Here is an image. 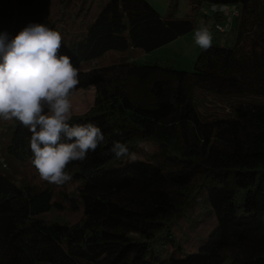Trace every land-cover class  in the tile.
I'll return each instance as SVG.
<instances>
[{"label": "trees", "instance_id": "16d2710c", "mask_svg": "<svg viewBox=\"0 0 264 264\" xmlns=\"http://www.w3.org/2000/svg\"><path fill=\"white\" fill-rule=\"evenodd\" d=\"M187 2L178 18L177 0L164 16L145 0H0L9 40L30 23L61 34L58 56L94 88L71 123L105 136L57 186L33 166L28 128L0 118V264H264V121L203 115L196 99L264 106V0ZM209 5L234 7L235 23L219 33L224 17L200 13ZM198 15L218 36L192 72L129 61L191 33ZM113 141L135 159H115Z\"/></svg>", "mask_w": 264, "mask_h": 264}, {"label": "clouds", "instance_id": "9594fccd", "mask_svg": "<svg viewBox=\"0 0 264 264\" xmlns=\"http://www.w3.org/2000/svg\"><path fill=\"white\" fill-rule=\"evenodd\" d=\"M194 39L202 50L212 47L205 26L194 29ZM61 40L58 31L38 23L28 24L11 40L0 33V118L28 128L32 164L43 180L57 186L72 179L65 171L71 162H83L105 141L96 124L71 123L70 94L80 81L70 57L58 56ZM109 151L117 160L135 159L120 141H113Z\"/></svg>", "mask_w": 264, "mask_h": 264}, {"label": "rangeland", "instance_id": "374dc122", "mask_svg": "<svg viewBox=\"0 0 264 264\" xmlns=\"http://www.w3.org/2000/svg\"><path fill=\"white\" fill-rule=\"evenodd\" d=\"M148 4L160 15L164 16L169 8L171 0H145ZM190 12V6L187 0H177L175 7V14L178 18H185ZM235 20H233V24ZM198 27H207L212 34L218 33L214 31L211 26V21L205 19L201 15L197 16ZM200 47L195 43L194 31L188 33L182 37H179L175 41L160 47L149 53H141L135 58H129V61L141 64V65H158L162 67H170L175 70L192 72L198 54L200 52ZM109 57L107 61H110ZM106 62V59L104 60ZM96 62L92 64V67H96ZM79 84L75 89L72 90L70 94V100L72 103V115H81L85 113L93 103L94 98V88L92 84L84 79L82 76L78 75ZM199 110L203 115L215 114V115H230V117H237L241 114H250L255 118L264 121V106H254L245 99L242 101V106L232 108L233 104L229 101H223L202 92L197 93L196 96ZM47 111V110H46ZM1 161V157H0ZM4 164V163H3ZM126 162L119 164L118 166L125 165ZM140 168L142 174V179L144 181L152 177L153 173L149 166L137 164ZM8 173H12L18 181H26L30 172L23 168L22 166L12 163L11 165L4 166ZM67 220L71 222L77 221L78 217L74 215L66 216ZM25 225H28L27 223Z\"/></svg>", "mask_w": 264, "mask_h": 264}, {"label": "built area", "instance_id": "2783aa9c", "mask_svg": "<svg viewBox=\"0 0 264 264\" xmlns=\"http://www.w3.org/2000/svg\"><path fill=\"white\" fill-rule=\"evenodd\" d=\"M214 6L217 9L216 11H213ZM222 7L225 9L224 11L219 10ZM200 13L207 16L219 15L224 17V24L215 25V29L219 33H223L232 24V21L237 17V12L235 11L234 7L225 5L203 6L202 8H200Z\"/></svg>", "mask_w": 264, "mask_h": 264}, {"label": "crops", "instance_id": "0c3cea01", "mask_svg": "<svg viewBox=\"0 0 264 264\" xmlns=\"http://www.w3.org/2000/svg\"><path fill=\"white\" fill-rule=\"evenodd\" d=\"M232 23H233V21H232Z\"/></svg>", "mask_w": 264, "mask_h": 264}]
</instances>
